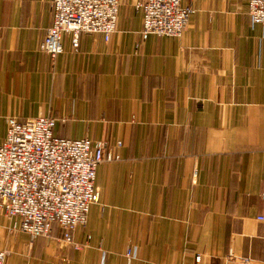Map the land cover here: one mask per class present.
Segmentation results:
<instances>
[{"label": "crops", "instance_id": "0c3cea01", "mask_svg": "<svg viewBox=\"0 0 264 264\" xmlns=\"http://www.w3.org/2000/svg\"><path fill=\"white\" fill-rule=\"evenodd\" d=\"M137 1L52 59L51 0H0V141L8 117L50 115L59 136L121 142L71 242L0 212L1 264H264V24L248 0H181V35L143 38Z\"/></svg>", "mask_w": 264, "mask_h": 264}, {"label": "built area", "instance_id": "2783aa9c", "mask_svg": "<svg viewBox=\"0 0 264 264\" xmlns=\"http://www.w3.org/2000/svg\"><path fill=\"white\" fill-rule=\"evenodd\" d=\"M181 0H139L142 12L141 34L179 36L190 13ZM120 0H51L52 23L39 43L52 59L63 51L62 35L69 33L74 48L82 32L101 33L108 39L115 30ZM252 22L264 24V0H248ZM56 119L38 115L19 120L7 118L6 134L0 141V212L12 219L11 229L31 236L50 235L53 224L66 241L78 225L87 221L89 205L98 201L95 186L97 166L119 159L117 140L108 144L87 136L70 138L54 131ZM264 220V213L257 215ZM76 247L78 244H74ZM136 245L125 250L130 261ZM6 251L0 249V264ZM200 260V254L195 255ZM248 262L247 258L243 259Z\"/></svg>", "mask_w": 264, "mask_h": 264}]
</instances>
